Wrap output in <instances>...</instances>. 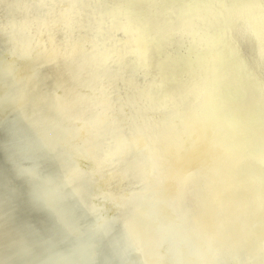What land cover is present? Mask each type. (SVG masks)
I'll return each instance as SVG.
<instances>
[{
  "label": "bare ground",
  "instance_id": "bare-ground-1",
  "mask_svg": "<svg viewBox=\"0 0 264 264\" xmlns=\"http://www.w3.org/2000/svg\"><path fill=\"white\" fill-rule=\"evenodd\" d=\"M4 1L18 11L20 4L24 7L28 6L26 12L20 11L22 15L18 18L19 21L21 19L27 23L26 20L35 16L38 17L37 19L43 18L51 27L50 36H58L61 39L67 52L78 60L77 64L80 67L70 69L62 61L63 74L72 79L70 74L75 69H81L83 74L76 73L75 77L84 85L82 86L84 88L90 86L85 82L95 80L98 85L96 90L100 109L105 108V92L107 93L109 106L111 102L115 103L118 113L117 115L111 110L115 116L113 117L116 122L115 126L126 134L123 141H126L129 148H133V158L137 160L136 162H140V168L143 166L145 171H151L156 163L164 172L167 169L171 171L178 188L180 189L181 186V191L188 190L187 197L193 199L199 207V213L205 222L202 223L206 224L207 232L202 223L198 226L207 236L209 233L211 237L209 243L203 246L205 252L206 250L212 251L221 264H232L235 261L232 259L231 243L238 241L239 247L241 246L244 252L241 256L238 255L239 258H236L234 264L239 262L264 264V251L258 254L255 248L260 244L264 247V227L257 221L260 208L257 205L258 199L254 197V186L245 176L250 175L249 178L263 199L264 178H261L260 173L264 176V152L261 149V154L255 157V151L250 150L253 146L249 142L246 144L247 148L243 147L242 150L241 162L245 170H241L240 166L236 167L232 163V160L234 161L232 154L226 152L224 145L217 139L221 130L215 126L214 132L212 130L209 132L204 123L190 115L189 110L187 111L189 114L184 112L180 105L179 95L174 91L170 79L158 76L157 70L159 69L156 68L153 55L149 54V43L145 41L146 37L144 38L138 29H136L137 32L134 29L140 26L138 22H147L150 25L154 19L152 17L157 15L164 22L166 34V36H161L163 42L158 43V49L166 57V65H162L163 67L169 65L173 71H176L174 64L185 65L184 62H186L192 70L199 68V71L204 73V70L208 68V73L220 72L222 75H217V79H212L211 86L205 81L202 85V82H189L190 88L196 92V95L200 92L198 96H202V100L197 97L195 102L205 105V101L209 102L208 99L213 96L211 105L218 112L220 116L218 124L223 126L222 133H225L228 139L231 134L232 138L250 134L249 129L253 127L248 129V123L249 120L253 121L256 129L255 132H251V135L258 138L255 145H259L258 142L264 140V0H135L137 2L134 4L135 12L130 8L132 10L130 18L124 13L129 7V0ZM131 2L133 3V0ZM38 11H41L43 16ZM126 18L132 21L133 28L130 27ZM3 19L5 23L8 22L5 16L3 18L0 16V26L3 24ZM153 31L155 32V29ZM0 38V61L3 62L0 66L6 69V73L10 72L15 83L17 81L24 86V90L21 88L20 91L22 93L25 91L28 95L34 84L26 70L27 67L20 66V64L16 67V63L9 61L10 57L6 56L1 41L4 42V39ZM109 43H112L114 48L109 47ZM45 52H48L47 48ZM164 61L161 60V62ZM177 67L178 69L186 68ZM13 68H18L16 73L12 71ZM190 69L187 71L192 72ZM104 72H106V78L102 79L101 73ZM176 74L179 78L180 75ZM192 75L194 78L198 77L197 73L192 72ZM196 79L194 80L198 82L199 79L198 81ZM181 80L184 79H176L183 87ZM10 83L13 84L12 81ZM105 83L106 85L103 86ZM0 87V116L10 120L14 118L18 126L26 127L30 131L32 129L35 132L33 116L22 105L17 108L19 114L16 115L17 112L10 105L11 98L7 84H1ZM98 88H101V93ZM77 90L80 92L81 88ZM225 90L231 94L229 98L216 97V95L225 93ZM22 93H20L21 96ZM183 100L189 102L188 98ZM196 105L191 104L192 108L197 111L198 105ZM149 106L157 111L155 114H159L160 122L167 128L166 132L174 144L176 159L168 152L169 148L164 146L157 135L153 119L148 117ZM120 116L125 118H119ZM94 130H91L94 133L89 135V139L88 136L87 138L84 136L85 140L82 135L81 140L84 141L78 138L76 142L74 139L72 141L76 145L78 143V146H83L81 142L87 146L94 143L102 151L110 148V142L105 143V147L102 146L104 141L95 142L98 140L95 136L96 130ZM130 130L133 131L131 134L128 133ZM88 132L89 130L86 129V133ZM179 133L182 135L186 155L174 139ZM28 135L30 137L27 139L24 136L25 146L16 144L19 158V161L16 159V163L29 188L34 194L37 192L36 195L43 198L45 204L53 211L47 202L48 189L51 187L41 184V180H46L48 177L51 163L47 158L45 160L36 148L37 153L29 150L32 145L29 144L28 139H33V137L30 133ZM232 141L233 139L230 140V144ZM142 143L144 145H141ZM36 147L42 150L39 141ZM141 158L143 162L139 160ZM259 162L260 167L263 166V172L259 166L255 165ZM177 165L182 168L180 169ZM156 168L157 166L154 167ZM249 170L252 171L251 174L248 173ZM160 173L161 170L158 174L153 173L156 189H163L161 187L168 185L164 180L165 177ZM147 179L151 180V175L148 174ZM56 187H58L59 194L63 195L64 192L60 187L55 186V189ZM84 188L89 189L87 186ZM65 189L67 194L74 196L72 189L69 187ZM148 190L160 195L166 210L173 208V204H170L168 200L167 192L157 193L152 188ZM251 190L253 195L250 193ZM90 191L94 197L93 191ZM84 205L88 203L84 202ZM183 210L179 207L178 213L182 214ZM169 212L171 214V210ZM119 228L122 227L118 225L111 227L109 231L101 233L100 235L103 236L99 239L91 235L93 240L90 241L94 242L95 247L99 246L98 253L103 258L101 264H120V260L133 261L136 259L129 250L123 251L118 247L117 240L124 235V231H116ZM249 232L257 235V237L255 235L254 243ZM195 242L196 240L193 239V244ZM132 243L141 256L150 259L148 256L150 251L142 250L143 245L135 239ZM122 245L123 248H128ZM108 256L112 258V261Z\"/></svg>",
  "mask_w": 264,
  "mask_h": 264
},
{
  "label": "water",
  "instance_id": "water-1",
  "mask_svg": "<svg viewBox=\"0 0 264 264\" xmlns=\"http://www.w3.org/2000/svg\"><path fill=\"white\" fill-rule=\"evenodd\" d=\"M131 1L129 0V7L124 12L129 18L132 10H135L134 4L137 3L135 0L133 3ZM4 2L0 0V16L2 18L5 16L8 22L5 23L3 19V24L0 26V37L4 39V42L1 41L5 54L10 57L9 61L16 63V67L19 64L27 67L26 70L34 86L28 95L25 91L22 93L20 89L24 86L17 81L15 83L10 72V75L6 73L3 66H0V77L3 78H0V85L7 84L11 98L10 105L17 112L16 115L19 114L17 108L22 105L33 116L35 132L31 129L32 133L26 127L18 126L14 118L10 120L0 116L2 118L0 119V264H101L103 258L99 256V246L95 247L94 242L90 241L93 240L91 235L99 239L103 236L100 235L101 233L109 231L115 225L122 227L116 231H124V235L118 239L119 241L117 240L118 247L123 251L129 250L136 258L133 261L120 260V264H221L212 251L206 250L205 252L204 250V244L209 243L211 237L209 233L207 236L198 226L204 221L196 202L187 197L188 190L181 191L182 188L181 186L180 189L178 188L171 171L167 169L164 172L156 163L151 171H145L143 166L140 168V162H136L137 160L133 158V148H129L126 141H123L126 134L115 126L116 122L113 119L115 116L111 110L117 115L118 113L115 103L111 102L109 106L107 93L105 92V108L100 109L96 90L98 85L95 80V82H85L90 86L84 88L82 87L84 85L75 77L76 73L83 74L81 69H75L70 74L72 79L63 74L62 61L72 69L79 67L78 60L67 52L58 36H50L51 27L43 18L37 19L38 17L31 16L26 20L27 23L21 19L19 21L22 10L26 12L28 6L24 7L20 4L18 11L11 4ZM38 12L43 16L41 11ZM152 18L154 19L150 25L147 22H138L140 26L137 28L130 19H126L130 27L133 25L135 31L138 29L144 38L146 37L145 41L149 43V54L153 55L156 68L159 69L157 70L158 76L170 79L174 91L179 95L180 105L184 112L189 114L187 112L189 110L190 115L204 123L209 132L213 131L215 126L220 129L217 139L224 145L225 151L232 154L234 159L232 163L236 167L240 166L241 170H245L241 160L243 147L247 148L246 144L250 142L253 146L250 150L255 151V157L261 154V149L264 152V140H260L259 145H255L258 138L251 135V132H255L256 125L254 126L253 121L249 120L248 129L253 128H250V134L246 135L248 139L244 135L232 138V134H228L230 135L228 139L227 135L222 133L223 126L218 124L220 116L211 105L213 96L208 99L209 102L205 101V105L197 103L196 98L199 97L202 100V96H198L200 92L196 95V92L189 86V82H202V85L204 81L211 86L212 79H217V75L222 74L213 71L208 73V68L204 70V73L199 71V68L192 70L186 62H184L185 65L174 64L177 72L173 71L169 65L163 67L162 65H166V57L158 49V43L163 42L162 35L166 36L164 22L157 15ZM108 45L114 48L112 43ZM142 45L145 47L144 43ZM160 59L165 61L161 62ZM1 63L3 62L0 61ZM177 66L186 68L178 69ZM187 68L194 74L197 73L199 78H196L199 81L193 77L192 72L187 71ZM17 69L13 68L12 71L16 73ZM175 72L180 75L179 78L184 79L181 80L183 87L176 81L179 78ZM105 73H101L102 79L106 78ZM105 85L106 83L103 86ZM78 88H81L80 92ZM98 89L101 93V88ZM226 91L216 97L229 98L231 94ZM185 98H188L189 102H185L183 100ZM191 104H197L198 110H194ZM155 112L157 111L149 106L148 117L153 119L157 135L164 146L169 148L168 152L176 159L172 139L166 132L167 128L160 122L159 114ZM119 118L125 117L120 116ZM86 129L89 130L88 133ZM94 129L98 140L95 142L104 141L102 142L103 147L105 143L110 142V148L102 151L94 143L90 146L82 142L80 144L83 146L75 144L78 139H82V135L86 138L88 136L89 139V135L94 133L91 130ZM132 132L130 130L128 133ZM28 133L34 139H28L29 144L32 145L29 150L37 153L36 148L42 157H45V160L47 158L51 163V165L48 163L50 167L48 177L46 180H41V184L51 187L48 189L49 196L46 197L53 211L45 204L43 198L36 195L37 192L34 194L29 188L16 163V159L19 161L16 144L25 146L24 136L26 139L30 137ZM174 139L176 144L178 143V146L185 151L182 135L176 134ZM38 141L42 150L36 147ZM187 159L189 160L190 156ZM139 160L144 161L143 158ZM190 163L193 164L192 161ZM255 165L259 166L263 172L260 162ZM156 166L157 168L154 169ZM159 170H161L160 175L165 177L164 180L168 184L161 187L163 189H156L153 182V173L158 174ZM251 172L249 170L248 173L251 174ZM256 172L259 173V171ZM148 174L151 175V180L147 179ZM245 176L254 186V197L258 199L257 205L260 208L257 221L264 227V198L262 199L255 189L254 183L249 178L250 175ZM260 176L264 178L262 173ZM188 177L191 182L190 176ZM236 181L235 179V184ZM55 186H59L65 194H59L58 187L56 191ZM85 186L93 191L94 197L89 189L84 188ZM65 187L72 189L74 196L67 194ZM148 188H152L154 192L156 190L157 193L167 192L168 200L170 204H173V208L166 210L160 195L149 191ZM250 193L253 195L252 190ZM75 195H78V199ZM84 202H87L89 206L84 205ZM179 207L184 209L182 214L178 213ZM131 225L133 226L130 227ZM202 225L207 232L206 224L202 223ZM249 234L254 243L256 234L253 232ZM133 239L143 245L142 250L150 251L149 260L138 253V249L132 243ZM193 239L196 240L195 244H193ZM122 244L128 248H123ZM231 244L232 259L236 262L238 255L241 256L244 251L241 246L239 247L238 241H232ZM255 248L258 254L264 251L261 244ZM111 259L109 257V260Z\"/></svg>",
  "mask_w": 264,
  "mask_h": 264
}]
</instances>
